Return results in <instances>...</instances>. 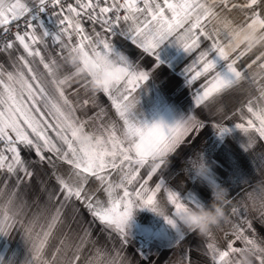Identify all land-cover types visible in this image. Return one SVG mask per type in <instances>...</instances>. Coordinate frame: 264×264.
<instances>
[{"label":"snow or ice","instance_id":"6c2138e0","mask_svg":"<svg viewBox=\"0 0 264 264\" xmlns=\"http://www.w3.org/2000/svg\"><path fill=\"white\" fill-rule=\"evenodd\" d=\"M219 5L229 11L237 8L244 11L245 22L235 25L232 20L224 18L221 25L212 26L211 17L220 15L216 10ZM49 7L55 11L49 12ZM45 11L56 17L59 24L56 32L49 33L43 24L36 22V14ZM25 17L28 19L24 27L28 31H17L14 40L7 39L9 26ZM84 19L100 25L110 37L118 32L129 37L133 45L155 56L157 63L154 67L161 63L155 50L169 37H174L186 53H196L183 69L185 84L190 87L205 78L193 93L196 108H210L219 97L242 82H250L256 87L258 96L244 105L250 118H244L245 122L235 126L247 137L243 145L246 151L257 142L253 132L264 142V51L250 63L243 64V58L254 50L244 46L241 39L246 29L264 32V0H245L244 3H232L231 0H73L67 3L65 0H32L31 4L28 0H0V36L6 40L0 45V54L14 50L16 42L26 54L13 60L12 70H6L0 64V176L4 177L0 181V234L8 235L19 225L30 246L32 258L27 264H124L122 249L129 243V221L134 208L147 207L164 217L177 233L172 247L186 237L177 220L179 212L186 207L205 206L190 195L184 196L167 186L162 176L154 187L149 186L160 169L171 162L170 157L185 139L204 128V120L191 110L186 117L171 125L162 121L146 122L137 110L139 101L134 93L141 87V82L149 80L150 72L139 69L100 32H95L93 39L85 30ZM121 24L123 28H120ZM37 28L42 31L38 33ZM73 32L77 36L75 43L72 42ZM49 41L58 48L57 55L61 59L69 51L80 50L86 57L84 63H91L93 68L103 67L112 75V86L106 87L102 93L122 121L119 130L115 122L107 126L101 123V130L92 133L91 140H79L88 121L77 117L76 110L95 106L96 102L89 99L74 102L68 98L66 90L77 77H85L81 86L90 90L88 74L73 71L58 78L60 65L55 56L50 53L46 60L41 51V46L48 48ZM205 43L207 47L203 46ZM99 55L115 60V67L109 68L107 62L102 65L92 59ZM37 62L44 72H38L34 67ZM238 63L241 67H237ZM92 93L93 96L98 94ZM105 115L106 110L101 107L96 119L102 120ZM215 127L218 132L228 130L225 125ZM22 150L34 154L36 159L26 160ZM200 158V166H204L202 154ZM57 159L70 166L69 177L53 172L57 188L42 189L56 207L51 215L45 216L46 207L35 199L32 203L36 204V210L29 217L31 207L26 196L20 195V189L26 183L30 184L35 175L31 165L38 160L54 169ZM145 168L148 169L147 175L141 177ZM111 172L120 173L119 182L112 181ZM91 178L104 186L107 204L84 195ZM11 180L15 183L9 188ZM118 190L122 195H116ZM162 190L171 208L167 214L159 209L158 194ZM252 192L264 197V187L254 188ZM73 200L83 204L109 237L116 235L119 238V249L108 251L96 246L91 240L90 227L76 233L75 240L64 233L52 244L56 239L55 230L63 223V213ZM246 211V206L231 209L230 215H239L244 226L229 219L230 234L234 239L227 242L225 249L211 242L212 235L205 236L209 238L206 249L212 264H232L248 248L264 252V245L257 239L258 231L246 218ZM260 218L264 227V214ZM250 231L252 236L248 235ZM237 242H242V246L237 247ZM89 243L93 249L85 256ZM138 251L143 259H148L147 254ZM257 260L264 261V257H257Z\"/></svg>","mask_w":264,"mask_h":264},{"label":"crops","instance_id":"0c3cea01","mask_svg":"<svg viewBox=\"0 0 264 264\" xmlns=\"http://www.w3.org/2000/svg\"><path fill=\"white\" fill-rule=\"evenodd\" d=\"M28 2L31 4L32 0H28ZM231 2L244 3L245 0H231ZM216 10L222 17L232 20L235 25L245 22L244 11L239 8L229 11L223 5H219ZM82 22L85 30L93 36V39H95V32H100L101 36L107 37L117 50H121L129 56L139 69L150 72L149 80L141 82V87L134 93V97L139 101L137 110L142 112V118L146 122L162 121L171 125L186 117L191 110L205 122L201 131L193 133L185 139L184 144L170 157L171 162L160 169L149 186L154 187L162 176L167 186L181 192L184 196L190 195L204 205H207L211 200L212 185L225 186L229 190L231 200V204L226 208L229 219L233 223H240L241 226H244L239 215H230V213L234 207H247V194L254 188L264 187V142L260 141L258 135L253 132L252 136L256 138L257 142L246 151L243 145L246 143L247 137L240 129L236 128L235 124L245 122L244 118H250L244 105L249 99L258 96L256 87L250 82L244 81L219 97L216 104L211 105L210 108H196L192 100L193 93L204 83L205 78H201L190 87L185 84L183 75V69L192 62L196 53H186L174 37H169L155 50L161 63L159 67H154L157 63L155 56L145 53L138 46L133 45L129 37L123 36L119 32L110 37L101 29L100 25H93L86 19ZM41 24H43L44 30L49 33L56 32L59 28L56 17L48 23ZM123 27L124 25L121 24L120 28ZM41 31L37 28L38 33ZM76 39V33L73 32L72 42L75 43ZM203 46L207 47V44L205 43ZM41 51L46 60L50 53L55 56L60 65L58 78L74 71L64 62V59L57 55L58 48H55L51 41H49L48 48L41 46ZM262 51H264V47L256 48L243 58L242 63H250ZM9 55L11 59H9ZM19 55L26 54L16 42L14 50L0 54V64H3L6 70H12V62ZM29 59L31 60V58ZM16 64L19 66V61H16ZM34 67H37L38 72H44L42 65H39L38 62ZM237 67H241V64L238 63ZM84 80L85 77H77L73 81L72 86L66 90L68 98L74 102L91 98V101L96 102L95 107H109L111 103L103 93H98L101 96L96 97L93 96L91 90H86L81 86ZM217 109L222 110L217 111ZM85 113H93L94 116L96 114L95 112H81V115ZM215 125H225L228 130L218 132ZM200 154H202L203 164L206 168L203 174L197 171L201 165ZM22 155L26 160L36 159L34 154L23 150ZM31 169L35 175L30 184L26 183L21 187L20 195L26 196L29 201L31 207L29 217L31 212L36 210V204L32 203L35 199H38L40 205L46 207L45 216H49L55 209L56 203L49 201L42 189L44 187L57 188L53 167L48 163L42 164L36 160L31 165ZM147 171V168L143 169L140 173L141 177H145ZM110 175L113 182H119V172H111ZM3 179L4 177L0 176V181ZM245 180L247 183H241ZM14 183L15 181L11 180L8 187L11 188ZM102 186L99 181L91 178L85 186L84 195L93 196L94 199L102 196L99 200L107 204L108 196ZM116 195H122V192L118 190ZM158 199L160 206L166 210V214L170 213L171 208L167 204L166 194L163 190L158 194ZM76 209L79 211H75ZM245 215L248 220L253 222L254 228L258 231L257 239L264 245V239H261L264 237L261 218L248 207ZM25 222H27V218ZM129 225V243L122 249L124 264H189V257L191 264H212L206 249L209 238L189 232L181 226L186 233L185 239L170 247L177 238L176 230L165 221L164 217L147 207L134 208ZM89 227L91 228V240L95 241L96 246L108 251L121 247L119 238L116 235L109 237L107 231H102L103 226L94 221L83 204L76 200L69 203L65 209L63 223L58 225L55 230L56 239L52 241V244H55L64 233H68L75 240L76 233H81ZM231 232V224H221L219 228L214 229L210 238L211 242L217 244L219 248L225 249L227 242L234 239ZM248 235L252 236L253 233L250 231ZM236 246H242V242H237ZM92 249L93 245L89 243L84 255H90ZM138 249L148 255L147 260L143 259ZM49 250L51 251V248ZM31 258L30 246L19 225L8 235L0 234V264H27Z\"/></svg>","mask_w":264,"mask_h":264},{"label":"clouds","instance_id":"9594fccd","mask_svg":"<svg viewBox=\"0 0 264 264\" xmlns=\"http://www.w3.org/2000/svg\"><path fill=\"white\" fill-rule=\"evenodd\" d=\"M224 17L221 15L211 17V24L219 26L222 24ZM241 39L244 46L255 50L258 47H264V32L255 30H245ZM86 57L80 50L69 51L64 56V62L74 71L88 74V86L94 93H102L106 87H111L113 77L109 72L104 71L103 67L93 68L91 63H84ZM92 59L109 68H114L116 61L108 60L105 56H94ZM93 138V134L88 131H81L79 140L81 142L89 141ZM200 174L206 171L205 166H200L197 170ZM231 204L229 198V190L225 186H211L210 202L199 208L186 207L181 210L177 216V220L181 226L189 232L197 233L200 236L212 235L214 229L221 224H227L229 216L226 212L227 206ZM247 207L255 212L258 217L264 214V197H258L255 192L247 194ZM160 211L166 210L159 206ZM257 257H264V252L257 251L255 248L246 249L239 257L233 260L232 264H264V261H258Z\"/></svg>","mask_w":264,"mask_h":264},{"label":"rangeland","instance_id":"374dc122","mask_svg":"<svg viewBox=\"0 0 264 264\" xmlns=\"http://www.w3.org/2000/svg\"><path fill=\"white\" fill-rule=\"evenodd\" d=\"M99 96H101V95H98V94L96 95V97H99ZM84 99H87V98H84ZM83 100H81V101H83ZM89 100L91 101V98ZM150 103H152V102H150ZM99 109L100 108H97L95 106L90 105L87 108H78L76 110V116L77 117H79L82 120L88 121L84 125L85 131H88L91 133H94V132L98 133L101 130L99 127V125L101 123H103L105 126H107L108 124L115 122L118 130L122 127V121L119 119V117L117 116L115 110L112 108L111 105L107 108H104L106 110V115L103 117L102 120L96 119V114L99 111ZM141 111H144V110H141ZM81 112H95L96 114H95V116L93 115V113H90V114L85 113V114L81 115ZM140 113H142V112H140ZM154 114L156 115V112H154ZM157 116L160 117L158 114H157ZM53 171L55 173L62 175V176L67 178V177H69V173H70L71 169H70L69 165H67L66 163L57 159V160H55V168L53 169ZM71 182L75 183L76 181L72 180ZM102 187H104V186H102ZM101 198H102V196L101 197L98 196V198H95V199L99 200Z\"/></svg>","mask_w":264,"mask_h":264},{"label":"built area","instance_id":"2783aa9c","mask_svg":"<svg viewBox=\"0 0 264 264\" xmlns=\"http://www.w3.org/2000/svg\"><path fill=\"white\" fill-rule=\"evenodd\" d=\"M65 2H73V0H65ZM55 11V9H52L51 7H49V12ZM37 15V23L41 24V23H48L50 22L55 16H52L50 13H48L47 11L42 12V13H38ZM27 17L21 19L20 21L13 23L12 25H10V31L7 34V39H11L14 40V33L17 31H28L27 28L24 27L26 21H27ZM17 24H19V28L17 27ZM2 31V30H0ZM3 43H6V40L4 37L0 36V45H2ZM55 47V46H54ZM57 48V47H55Z\"/></svg>","mask_w":264,"mask_h":264}]
</instances>
